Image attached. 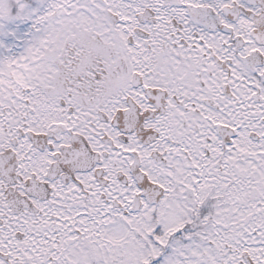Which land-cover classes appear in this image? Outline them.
<instances>
[{
    "label": "snow or ice",
    "instance_id": "6c2138e0",
    "mask_svg": "<svg viewBox=\"0 0 264 264\" xmlns=\"http://www.w3.org/2000/svg\"><path fill=\"white\" fill-rule=\"evenodd\" d=\"M0 264H264V0H0Z\"/></svg>",
    "mask_w": 264,
    "mask_h": 264
}]
</instances>
